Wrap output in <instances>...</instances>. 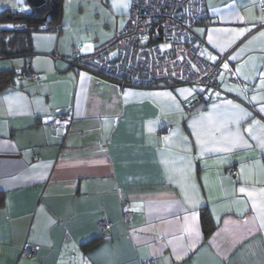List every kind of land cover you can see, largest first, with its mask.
Instances as JSON below:
<instances>
[{
  "label": "crops",
  "instance_id": "1",
  "mask_svg": "<svg viewBox=\"0 0 264 264\" xmlns=\"http://www.w3.org/2000/svg\"><path fill=\"white\" fill-rule=\"evenodd\" d=\"M17 1L0 0V13L35 10ZM262 1L206 0L209 17L194 27L202 56L227 58L209 98L198 86L137 87L70 66L125 26L126 6L103 38L71 44L62 26L32 33L33 54L0 55V71H13L0 87V264H264ZM12 37L0 31V49L14 50ZM68 111L66 132L42 122Z\"/></svg>",
  "mask_w": 264,
  "mask_h": 264
},
{
  "label": "built area",
  "instance_id": "2",
  "mask_svg": "<svg viewBox=\"0 0 264 264\" xmlns=\"http://www.w3.org/2000/svg\"><path fill=\"white\" fill-rule=\"evenodd\" d=\"M264 12V1L260 2ZM209 11L206 0H131L125 26L111 39L96 47L91 53L75 52L68 63L72 67L87 69L120 84L151 87L164 84L201 86L200 98H209L208 89L216 88L226 56L212 62L202 56L205 46L194 27L207 20ZM264 24V23H263ZM262 24V25H263ZM0 28L8 30L61 31L60 23L49 25L47 21L28 24L21 20L0 22ZM227 82L237 80L232 68H226ZM28 75V73H27ZM39 78L40 73L29 74ZM196 100L184 102L186 109L195 106ZM73 119L72 112H58L42 122L66 132ZM236 172L235 169H233ZM124 219L132 217L129 201L123 202ZM111 220L103 218L98 227L103 234L109 232ZM35 248L30 244L22 248L23 256L34 258ZM143 264H154V259Z\"/></svg>",
  "mask_w": 264,
  "mask_h": 264
},
{
  "label": "rangeland",
  "instance_id": "3",
  "mask_svg": "<svg viewBox=\"0 0 264 264\" xmlns=\"http://www.w3.org/2000/svg\"><path fill=\"white\" fill-rule=\"evenodd\" d=\"M61 4L60 25L63 26L62 32L67 35V40L72 44L78 37L98 36L100 39L107 36L116 27L118 13L125 6L129 11L131 0H61ZM15 7L23 11L29 8V3L26 0H18ZM120 22L123 23L121 16Z\"/></svg>",
  "mask_w": 264,
  "mask_h": 264
},
{
  "label": "trees",
  "instance_id": "4",
  "mask_svg": "<svg viewBox=\"0 0 264 264\" xmlns=\"http://www.w3.org/2000/svg\"><path fill=\"white\" fill-rule=\"evenodd\" d=\"M61 10H62V4L61 0H47V3L45 6L40 8H35L34 11L30 13H23V12H11L8 13L3 11L0 13V22L3 20H21L28 24L32 23H42L43 18L48 14L47 16V22L49 25H56L60 22L61 18ZM0 31L5 34H13V39L11 40V44L15 45L16 48L14 50H9L7 48L0 49V55H17V54H26V53H32L33 50L31 47L32 44V33L35 31L31 30H8V29H2L0 28ZM20 43V44H19ZM19 44V45H18ZM13 71H0V87H6L8 83H10L13 79L12 75ZM6 83V84H3ZM209 219L205 217L204 213L202 214V224L204 227V235L207 237L212 229L213 226L209 225Z\"/></svg>",
  "mask_w": 264,
  "mask_h": 264
},
{
  "label": "snow or ice",
  "instance_id": "5",
  "mask_svg": "<svg viewBox=\"0 0 264 264\" xmlns=\"http://www.w3.org/2000/svg\"><path fill=\"white\" fill-rule=\"evenodd\" d=\"M261 19H264V17H262ZM236 31H237V34H238V35H242L243 32H244L245 30H244V29H239V30H236ZM261 35L264 36V32H262ZM210 59L215 60L216 57L213 56V57H210ZM224 67L227 68L228 65L225 64ZM261 78H262V84H264V74H261ZM169 95H170V94H169ZM253 99H255V98H253ZM229 103H231V101H229ZM236 107H239V105H236ZM254 122H255V123H258V121H254ZM249 130H250V129H249ZM240 191H241V192H244L245 189H244V188H241ZM261 223H262V226H264V216L261 217Z\"/></svg>",
  "mask_w": 264,
  "mask_h": 264
},
{
  "label": "water",
  "instance_id": "6",
  "mask_svg": "<svg viewBox=\"0 0 264 264\" xmlns=\"http://www.w3.org/2000/svg\"><path fill=\"white\" fill-rule=\"evenodd\" d=\"M31 3L35 8H40L46 5L47 0H26ZM48 14L43 18V21L47 20Z\"/></svg>",
  "mask_w": 264,
  "mask_h": 264
}]
</instances>
